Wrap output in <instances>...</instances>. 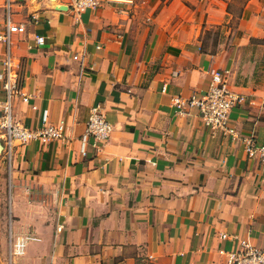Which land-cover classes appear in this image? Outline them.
<instances>
[{
	"label": "crops",
	"instance_id": "crops-1",
	"mask_svg": "<svg viewBox=\"0 0 264 264\" xmlns=\"http://www.w3.org/2000/svg\"><path fill=\"white\" fill-rule=\"evenodd\" d=\"M16 1L30 100L14 117L65 135L15 149L34 206L49 207L15 264H227L222 234L264 247V162L242 142L264 143V0H101L78 17L70 0ZM4 16L0 0V33ZM212 70L245 96L230 111L234 136L173 104L205 92ZM94 105L112 125L97 148L85 136Z\"/></svg>",
	"mask_w": 264,
	"mask_h": 264
},
{
	"label": "built area",
	"instance_id": "built-area-1",
	"mask_svg": "<svg viewBox=\"0 0 264 264\" xmlns=\"http://www.w3.org/2000/svg\"><path fill=\"white\" fill-rule=\"evenodd\" d=\"M101 0H70V7L75 17L85 9H96ZM16 0H1V7L5 16L3 30L0 33V44L4 46V52L0 56V83L3 98H0V132L8 143L17 141L19 145L30 141L40 143L63 139L65 129L62 124H43L40 128L30 129L19 124L14 117V105L17 101L28 103L30 93L25 91L20 83L21 60L14 52L12 35L24 33L25 25L12 19ZM32 16V19H35ZM35 45L41 46L44 37L34 35ZM76 59L77 56L75 55ZM208 88L200 95H192L186 101L174 98V106L177 109L187 107L196 108L199 118L211 135H235V130L229 124V115L232 108L245 101V96L235 91L228 81L226 70H212ZM112 130V125L105 118L98 105L91 107L85 124V136L93 140L97 148L107 141ZM243 149L246 156L264 162V143L259 144L253 138H243ZM222 239L232 242L229 250L224 252L227 256V264H264V247L252 245L248 238L237 235L222 234ZM223 252V251H222Z\"/></svg>",
	"mask_w": 264,
	"mask_h": 264
},
{
	"label": "rangeland",
	"instance_id": "rangeland-1",
	"mask_svg": "<svg viewBox=\"0 0 264 264\" xmlns=\"http://www.w3.org/2000/svg\"><path fill=\"white\" fill-rule=\"evenodd\" d=\"M216 31L205 32L206 48L215 46L217 36H212V32ZM18 144L17 141L9 144L0 132V264H15L20 240L35 236L42 228L36 227V221L43 225L49 216V207L43 210L34 206L36 201L29 196L31 180L22 176L23 169L15 162Z\"/></svg>",
	"mask_w": 264,
	"mask_h": 264
}]
</instances>
